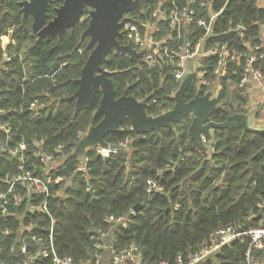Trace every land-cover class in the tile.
I'll return each mask as SVG.
<instances>
[{
	"label": "trees",
	"instance_id": "trees-1",
	"mask_svg": "<svg viewBox=\"0 0 264 264\" xmlns=\"http://www.w3.org/2000/svg\"><path fill=\"white\" fill-rule=\"evenodd\" d=\"M174 1L180 8L194 9L197 17L223 8L213 22L206 45L227 42L247 56L263 54L254 67L264 74V38L260 37L264 7L258 5V0ZM158 3L159 0H139L136 9L128 13L131 21H147ZM13 7H8L11 11L6 15L0 14V34L13 27L12 44L8 46L11 74L0 73V109L6 111L2 120L8 122L10 143H26L24 169L40 174V163L32 155L35 150L60 156L52 173L63 176L64 181L50 189L47 200L54 220L53 246L59 256H69L74 264L87 263L93 251L91 234L100 228L110 233V253L135 243L142 263L175 264L178 256L203 247L217 228L232 225L246 232L258 225L264 218V208L260 206L264 201V133L243 131L237 125L212 130V148L203 153L188 137L189 117L174 124L173 129L160 128L142 135L136 134L130 120L124 118L121 131L105 137L110 144L129 139L123 151L111 153L105 159L97 147L87 149L82 158L72 156L78 134L85 133L88 126L101 118L92 117L100 93L89 109L75 117L74 102L61 101L77 88L74 80L79 78L87 57L80 36L88 20L83 18L61 36L37 39L31 32V19H22ZM86 13L85 9L83 15ZM237 25L244 27L243 41L248 43L247 47L241 45L234 32ZM159 29L155 39L160 38L165 24H160ZM189 30L195 32L186 38L190 42L202 34L195 25ZM118 41L126 44L123 37ZM260 44L262 47L254 52L253 47ZM243 62L241 59L240 65ZM198 64L206 70L207 79H215L211 74L215 56L203 57ZM102 65L114 72L111 79L115 97L131 95L143 99L150 95L147 113L152 116L172 108L178 83L173 78L175 62L171 59L165 57L161 63L150 66L144 59L111 49ZM237 66L233 62L228 64L226 75L218 81L217 109L211 121L223 122L233 113L249 111L245 87L229 90V85L241 86L235 76ZM205 89L202 86L197 90L193 78L185 101L204 94ZM32 102L37 107L30 108ZM4 139L0 131V140ZM17 163L15 158L0 153V181L15 172ZM80 167L83 169L79 170ZM147 180L155 181L162 191L148 193ZM5 188L0 182V190ZM136 205L139 207L132 211ZM19 212L20 218L7 217L1 223L12 232L0 236V264L7 263L10 253L11 264H23L20 247L23 238L28 237L29 241L31 234L41 236L45 246L49 217L28 213L24 204ZM109 216H124L125 226L108 223ZM248 246L249 237L244 234L198 264H244ZM32 264L51 262L35 259Z\"/></svg>",
	"mask_w": 264,
	"mask_h": 264
},
{
	"label": "built area",
	"instance_id": "built-area-1",
	"mask_svg": "<svg viewBox=\"0 0 264 264\" xmlns=\"http://www.w3.org/2000/svg\"><path fill=\"white\" fill-rule=\"evenodd\" d=\"M191 2H194L191 0ZM223 8L214 13L208 12L205 17H197L195 10L187 7H178L174 0H159L158 5L151 10L147 21L133 22L127 20L121 30L123 39L131 48L136 51L146 49L142 59L148 65L155 66L167 57L175 62L173 78L178 86L181 82L186 70H192L193 78L195 79L196 89L206 87V91H212V96H216L219 90V79L226 75L227 66L230 63L237 64L242 79L240 85L247 81H252L262 86L264 74L254 65L263 58V54L250 53L244 54L237 51L235 48L229 47L227 42H214L206 45L213 31V22L215 18L221 14ZM160 24H165L164 32L161 33L159 39H155V33L159 32ZM197 26L201 29L202 34L195 40L190 42L188 36L194 35L193 30H189L191 26ZM234 32L237 33L241 45L248 46L244 39V27L237 25ZM261 39L264 38V25L260 31ZM262 44L253 47L254 52L259 50ZM9 49L0 43V73L8 72L11 63V55ZM215 56L216 65L212 69L211 74L215 79L209 80L206 76V70L200 68L198 61L203 57ZM241 59H244L242 65ZM237 71V70H236ZM204 92V93H205ZM264 92V91H263ZM264 107V96L263 103ZM37 107L36 102L30 104V108ZM4 109H0V131L4 134L5 139L0 140V153H4L8 157L15 158L18 163L15 172L10 176H6L0 182L6 185L5 189L0 190V236L9 235L12 231L8 227L2 226L7 217L20 218V207L24 204V210L28 213H43L49 217L50 224L48 228V237L44 246L41 236L31 234L24 237V243L21 244L20 253L24 258L31 259V264L35 259H49L51 264H74L69 256H59L53 246V223L54 220L49 213L47 200L50 196V189L64 181V177L55 175L52 170L55 166V161L60 159V156L43 153L41 150L33 151L32 155L38 159L40 163V174H33L29 170L24 169L23 153L26 149V143L19 141L10 143L9 140V125L7 121L2 120L5 114ZM129 139H125L119 144L127 146ZM60 148V146H58ZM100 155L106 157L109 155L107 149L99 148ZM80 167L79 170H82ZM146 191H162V187L153 180H147ZM264 208V201L260 204ZM11 207L14 210L9 209ZM114 225L125 226L126 218L124 216H109L106 220ZM246 234L249 237V246L246 251V259L244 264H254L255 251L264 250V218L260 219L258 225L248 229L246 232L239 231L235 226L227 225L215 229L209 236L207 243L199 250L189 252L185 256H178L175 264H198L205 258L214 254L220 247L230 243L232 240ZM110 233L100 228L96 229L91 234L92 254L89 256L87 263L83 264H102V253L110 248L107 242ZM28 241L27 243L25 241ZM34 252H31V249ZM139 247L135 243H130L125 249L118 253L112 252L110 264H146L140 261L138 255ZM160 264H169L161 262Z\"/></svg>",
	"mask_w": 264,
	"mask_h": 264
},
{
	"label": "water",
	"instance_id": "water-1",
	"mask_svg": "<svg viewBox=\"0 0 264 264\" xmlns=\"http://www.w3.org/2000/svg\"><path fill=\"white\" fill-rule=\"evenodd\" d=\"M61 4L53 9L54 16L47 21L48 7L53 0H23L19 2L23 18L32 19L31 32L38 39L49 36H61L66 29L75 26L83 13L84 8L89 9L88 23L81 33V39L88 38L84 53H87L79 78L74 80L77 85L75 92L61 99L73 101L75 117L80 111L87 110L97 93H100L99 104L92 117L101 116L100 120L88 126L85 133L78 134V141L72 151V156L84 157L87 149L104 148L109 154L123 151L124 146L110 144L105 141L109 133L120 132V125L124 118H128L131 129L138 135L160 128L173 129V125L189 117L188 137L195 142L200 151L207 153L212 148V130L224 129L229 125H237L243 131L250 133H264V127H254L250 122L251 113H233L223 122L210 120L217 109L218 99L212 96V91L196 94L188 101L184 95L190 87L193 75L188 68L181 82L173 93L174 104L172 108L158 115L147 113L150 95L143 99H135L131 95L115 97L111 76L114 72L104 69V62L109 50L124 53L130 57L142 59L146 49L136 51L128 44H121L118 38L122 36V26L129 20L124 18L125 13L136 9L139 0H59ZM235 76L238 81L242 75L237 69ZM109 156V155H108ZM106 156L105 159L108 157ZM136 205L132 211H136ZM11 253L8 257L10 263ZM25 264H31L28 258Z\"/></svg>",
	"mask_w": 264,
	"mask_h": 264
},
{
	"label": "rangeland",
	"instance_id": "rangeland-1",
	"mask_svg": "<svg viewBox=\"0 0 264 264\" xmlns=\"http://www.w3.org/2000/svg\"><path fill=\"white\" fill-rule=\"evenodd\" d=\"M258 5L262 6L264 5V0H258ZM88 41V39H85V44ZM27 45V43H25ZM256 83H245L241 86H234V85H229V90L232 91L235 88L238 89V87H245L244 92L247 93V107H249V111L247 113H251L252 116H254L251 118V124L254 127L257 128H261L264 127V107L262 106L263 103V96H264V81L262 82V86ZM263 92V94H262ZM261 94V95H260ZM99 148H97V152L99 154H101L99 152ZM255 255V254H254ZM25 259V258H24ZM26 263V259L24 260L23 264ZM254 264H264V250L263 251H259L255 257H254Z\"/></svg>",
	"mask_w": 264,
	"mask_h": 264
},
{
	"label": "flooded vegetation",
	"instance_id": "flooded-vegetation-1",
	"mask_svg": "<svg viewBox=\"0 0 264 264\" xmlns=\"http://www.w3.org/2000/svg\"><path fill=\"white\" fill-rule=\"evenodd\" d=\"M21 1H23V0H0V14H2V15H6L7 13H9L8 10H10V8H8V7H11V8H12V7L14 6V7L16 8L17 13L20 14V17H21L22 19H25V18H30V19H31L30 16H26V17L23 18L22 13L20 12L21 7L19 6V2H21ZM55 1H58V4H57V5L55 4ZM60 4H61V2H60L59 0H53V2L49 4L47 21L53 18L54 14H55L54 11H53V9H54L55 7H57V6H59ZM14 7H13V8H14ZM85 9L87 10V13L83 15ZM84 10H83V13H82V15H81V17H80L79 22H80L83 18H87V15H88V13H89V9H88V8H84ZM10 11H11V10H10ZM123 17H124V18H129V19L132 18L131 16L128 15V13H125V14L123 15ZM87 20H88V19H87ZM31 23H32V19H31ZM87 23H88V22H87ZM4 31H5L6 33H4V34L1 33V34H0V43H1V41H2L3 44H4V46H6V48L9 49L8 46L12 44V40H13V38H12V35H13V27H12V26L7 27ZM81 33H82V32H81ZM35 36H36V35H35ZM36 37H37V36H36ZM37 39H38V38H37ZM85 39H88V38H87V37H84L83 39H81V36H80V41H81V42H82V41H85ZM86 44H87V42H86ZM86 44H85V46H86ZM85 46H84V49H85ZM84 51H85V50H84ZM6 73L11 74V71L9 70V71L6 72ZM6 264H8V261H7Z\"/></svg>",
	"mask_w": 264,
	"mask_h": 264
},
{
	"label": "crops",
	"instance_id": "crops-1",
	"mask_svg": "<svg viewBox=\"0 0 264 264\" xmlns=\"http://www.w3.org/2000/svg\"><path fill=\"white\" fill-rule=\"evenodd\" d=\"M261 7H264V5H262ZM249 82H252V81H247L246 83H249ZM253 83V82H252ZM255 83V82H254ZM257 84V83H256ZM259 86V85H257ZM263 94V92H262ZM261 95V94H260ZM254 117L252 116L251 114V117H250V122H251V118ZM102 264H110V258H111V253L109 252V250H106L102 253Z\"/></svg>",
	"mask_w": 264,
	"mask_h": 264
}]
</instances>
